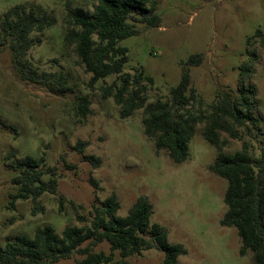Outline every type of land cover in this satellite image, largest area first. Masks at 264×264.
I'll return each mask as SVG.
<instances>
[{
  "label": "rangeland",
  "instance_id": "rangeland-1",
  "mask_svg": "<svg viewBox=\"0 0 264 264\" xmlns=\"http://www.w3.org/2000/svg\"><path fill=\"white\" fill-rule=\"evenodd\" d=\"M152 2L160 27L137 25L139 34L120 41L127 49L123 74L142 73L145 105H152L168 102L170 88L188 69L194 98L183 111L206 116L217 94L238 90L241 69L249 67L252 71L243 82L256 89L258 123L239 128L240 139L224 132L219 135L226 140L225 154L239 151L246 142L258 158L264 149V0ZM96 3L0 0V16L23 5L40 8L55 21L42 33L31 34L34 45L19 64L0 44V245L17 235L32 238L44 225L52 226L58 236L66 226L89 225L95 209L112 194L119 203L116 216L124 217L142 196L152 205L150 222L167 229L170 244L185 248L177 264H253L250 252L239 255L236 230L220 225L227 182L209 171L217 150L203 138L204 124L195 126L186 161L175 164L166 150L156 149L154 139L145 135L142 109L121 118L113 99L101 97L102 87L119 84L118 76L89 86L90 75L64 42V16L67 6L92 12ZM192 55L202 56L200 65L188 67ZM33 73L56 78L48 81L49 87L37 86L23 77ZM82 97L89 101L84 119L75 115ZM78 142L86 143L82 154L76 151ZM26 156L42 158L43 179L57 181L56 193H44L36 203L13 199L18 187L12 178L18 173L17 163ZM83 156L98 158L99 166L94 168ZM78 216L86 221L79 222ZM100 251L109 254V246L102 243L93 248ZM82 258L73 255L55 264H76ZM162 259L160 251L151 249L126 261L162 264ZM113 260H121L117 252Z\"/></svg>",
  "mask_w": 264,
  "mask_h": 264
},
{
  "label": "trees",
  "instance_id": "trees-1",
  "mask_svg": "<svg viewBox=\"0 0 264 264\" xmlns=\"http://www.w3.org/2000/svg\"><path fill=\"white\" fill-rule=\"evenodd\" d=\"M160 22L152 0H97L92 12L66 7L63 39L73 48L84 72L90 75L89 86L110 76H118L119 84L113 82L102 87L101 97L113 99L120 107L121 118H128L134 111L142 109L145 135L154 139L156 149L166 150L173 163L186 161L195 126L204 124L203 138L217 150L209 171L227 182L223 195L226 210L220 225L236 230L241 242L240 256L250 252L253 264H264V149L258 158H254L247 143L242 142L239 151L225 154L222 149L226 140L219 135L224 132L231 139H240L239 128L258 123L254 116L256 89L243 82L252 70L242 67V85L235 93L217 94L206 116L183 111L194 98L188 69L183 71L178 84L170 88L168 102L145 105L142 73L123 74L127 49L119 43L139 34L137 25L155 28L160 27ZM54 23V18L40 8L14 6L0 16V44L7 47L19 64L34 45L31 34L42 33ZM257 35L260 36V32ZM251 60L254 61V55ZM201 62V55H192L187 65L198 66ZM23 77L42 87H49L48 81L56 78L50 74L38 77L34 73ZM88 113L89 101L82 97L75 115L84 119ZM85 145L78 142L76 151L82 154ZM9 158H12V152ZM83 159L94 168L99 166L96 157L83 156ZM42 163V158L31 156L17 163L18 173L12 182L18 191L13 199H31L36 203L44 193H56L57 181L43 179ZM118 209L119 203L112 194L95 209L89 225L66 226L61 236L56 235L50 225L36 229L32 238L17 235L0 245V264H55L73 255L83 257L76 264H130L126 261L128 257L151 249L163 254L162 264H177L178 257L186 254L181 244L168 242L164 226L150 222L152 205L147 198L138 197L124 217L116 216ZM77 220L86 221L80 216ZM102 243L109 246V254L93 252V248ZM114 252L118 253L120 261L113 260Z\"/></svg>",
  "mask_w": 264,
  "mask_h": 264
}]
</instances>
